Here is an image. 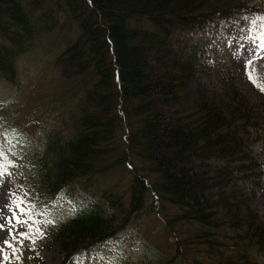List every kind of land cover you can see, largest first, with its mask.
Segmentation results:
<instances>
[{
    "label": "trees",
    "instance_id": "1",
    "mask_svg": "<svg viewBox=\"0 0 264 264\" xmlns=\"http://www.w3.org/2000/svg\"><path fill=\"white\" fill-rule=\"evenodd\" d=\"M244 1L0 0L5 80L15 78L21 54L55 31L58 16L79 28L56 56L62 79L75 82L61 87V108L76 97L65 129L47 134L43 153L18 154L32 160L19 187L49 213L78 188L101 189L99 202L52 220L62 264L92 260L101 244L157 205L169 209L171 256L183 264H264V217L255 207L264 152L248 151L243 135L262 130L263 106L235 83L215 90L203 83L206 51L193 43L215 20L264 19V6ZM123 167L127 186L100 187L104 175Z\"/></svg>",
    "mask_w": 264,
    "mask_h": 264
},
{
    "label": "rangeland",
    "instance_id": "2",
    "mask_svg": "<svg viewBox=\"0 0 264 264\" xmlns=\"http://www.w3.org/2000/svg\"><path fill=\"white\" fill-rule=\"evenodd\" d=\"M252 1L256 8L264 6V0ZM243 3L248 4V0ZM58 19L54 32L42 35L34 48L18 57L15 78L11 81L0 78V104L8 100L0 105V149L4 152L5 164L13 162L7 165V173L0 183V224L4 225L0 229V264H62L63 255L52 219L68 218L80 206L99 202L97 195L101 194L100 188H78L71 197H63L54 213H49L34 197L28 200L27 193L19 187L22 178L32 170L29 166L32 160L27 162L18 154L43 153L47 134L54 129H65L62 121L76 105V97L65 98L61 108V87H73L75 82L62 79L55 57L75 38L79 28L76 23L65 26L62 16ZM193 37V43L199 40L204 45L202 51L204 48L206 51L205 55L201 54L200 80L213 90L222 87V81L235 83L253 104L263 106L259 107L258 117L262 119L258 123H264V91L260 90L264 87V47H261L264 19L258 17L254 21L247 14L234 15L211 22L205 31L196 32ZM246 61H251L250 65ZM248 71L253 74L255 84L249 80ZM243 135L248 151L255 155L264 152V126L258 133L244 130ZM129 179L130 171L123 167L104 175L100 187H125ZM12 199L22 201L25 211L19 208L13 211L26 223L10 220L13 211L6 205ZM255 207L264 217V181ZM167 212L169 209L160 210L157 205L153 212L141 213L125 230L98 247L96 257L73 264H183L171 256L175 245L164 220ZM21 232H27L28 238L21 236ZM5 240L10 244L6 245Z\"/></svg>",
    "mask_w": 264,
    "mask_h": 264
},
{
    "label": "snow or ice",
    "instance_id": "3",
    "mask_svg": "<svg viewBox=\"0 0 264 264\" xmlns=\"http://www.w3.org/2000/svg\"><path fill=\"white\" fill-rule=\"evenodd\" d=\"M261 47H264V44H262ZM245 63H246V65H250L251 61H246ZM246 71H247V68H246ZM247 74H248L249 80L252 81L253 84H255L256 80L254 79L253 74L250 71H248ZM260 90L264 91V87H262ZM12 163H13L12 161H7V164H5V162H4V152H3L2 149H0V183H3V176H4L5 173H7V165H11ZM11 195L14 196L15 193H12ZM6 207L9 208V211H13V208H19L21 212L25 211V209L22 207V201H20L18 199H12L10 201V204L6 205ZM6 219H8V218H6ZM10 220H15L17 224L26 223L25 221L21 220L19 218V216L14 211H13V215L10 218ZM27 226L29 228L32 227L31 224H28ZM2 228H4V225L0 224V229H2ZM36 231H40V229H36ZM20 235L28 238L29 234L27 232H21ZM4 243L6 245L10 244V242L7 241V240H5Z\"/></svg>",
    "mask_w": 264,
    "mask_h": 264
}]
</instances>
